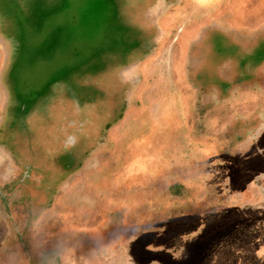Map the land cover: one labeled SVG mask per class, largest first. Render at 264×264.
I'll use <instances>...</instances> for the list:
<instances>
[{"label":"rangeland","instance_id":"1","mask_svg":"<svg viewBox=\"0 0 264 264\" xmlns=\"http://www.w3.org/2000/svg\"><path fill=\"white\" fill-rule=\"evenodd\" d=\"M51 253L264 264V0H0V264Z\"/></svg>","mask_w":264,"mask_h":264},{"label":"crops","instance_id":"2","mask_svg":"<svg viewBox=\"0 0 264 264\" xmlns=\"http://www.w3.org/2000/svg\"><path fill=\"white\" fill-rule=\"evenodd\" d=\"M146 24L149 25V22L148 23L147 22H144V25L143 26L146 27ZM63 185H66V184H63ZM51 256H53V257H50L49 255H47V260L44 261L46 264H52V263H55L56 264L58 262L56 255H54L53 253H51ZM48 257H50V258H48Z\"/></svg>","mask_w":264,"mask_h":264}]
</instances>
